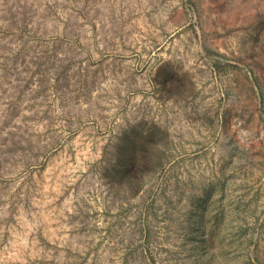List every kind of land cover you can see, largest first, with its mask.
<instances>
[{
	"label": "rangeland",
	"instance_id": "rangeland-1",
	"mask_svg": "<svg viewBox=\"0 0 264 264\" xmlns=\"http://www.w3.org/2000/svg\"><path fill=\"white\" fill-rule=\"evenodd\" d=\"M0 264H264V0H0Z\"/></svg>",
	"mask_w": 264,
	"mask_h": 264
}]
</instances>
